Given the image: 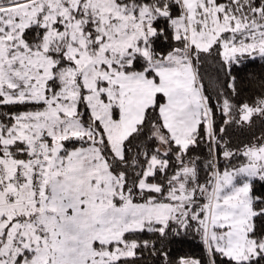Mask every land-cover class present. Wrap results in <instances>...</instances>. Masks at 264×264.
<instances>
[{
    "label": "snow or ice",
    "instance_id": "snow-or-ice-1",
    "mask_svg": "<svg viewBox=\"0 0 264 264\" xmlns=\"http://www.w3.org/2000/svg\"><path fill=\"white\" fill-rule=\"evenodd\" d=\"M0 264H264V0H0Z\"/></svg>",
    "mask_w": 264,
    "mask_h": 264
},
{
    "label": "trees",
    "instance_id": "trees-1",
    "mask_svg": "<svg viewBox=\"0 0 264 264\" xmlns=\"http://www.w3.org/2000/svg\"><path fill=\"white\" fill-rule=\"evenodd\" d=\"M260 70L261 69H260L259 65L253 66V67L248 69V71H250V72H252V71L259 72Z\"/></svg>",
    "mask_w": 264,
    "mask_h": 264
}]
</instances>
